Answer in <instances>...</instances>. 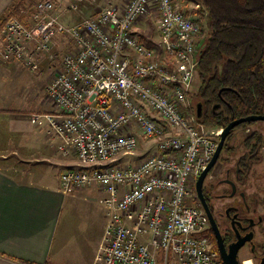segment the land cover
I'll return each mask as SVG.
<instances>
[{"label": "built area", "instance_id": "1", "mask_svg": "<svg viewBox=\"0 0 264 264\" xmlns=\"http://www.w3.org/2000/svg\"><path fill=\"white\" fill-rule=\"evenodd\" d=\"M57 1L37 0L20 8L22 18H6L0 58L35 71L45 55L53 60L56 37L74 44L46 87L56 111L43 117L59 153L80 161L61 173V190L97 184L103 191L107 223L92 264H222L206 234L208 216L190 193L222 131L207 130L187 112L200 20L175 0L107 2L89 17L82 15L97 0H71L66 10L82 17L68 24ZM151 9L161 56L132 31ZM140 139L154 144L152 153L112 164Z\"/></svg>", "mask_w": 264, "mask_h": 264}, {"label": "crops", "instance_id": "2", "mask_svg": "<svg viewBox=\"0 0 264 264\" xmlns=\"http://www.w3.org/2000/svg\"><path fill=\"white\" fill-rule=\"evenodd\" d=\"M14 1L0 0V17L7 12ZM100 1L124 6L129 0ZM175 1L188 15H200L197 11L199 4L196 1ZM59 2L69 3L70 1L59 0ZM57 12L59 13V10ZM148 25L147 20L139 18L132 26V31L143 37L150 45V37L143 35ZM68 48L74 50V44L70 42ZM197 48L196 44V51ZM56 64L53 61L47 65V68H54ZM20 68L22 65L18 61L5 62L0 58V79L6 82ZM0 110L14 111V108L0 107ZM27 118H18L16 122L9 120L10 129L31 131L34 124ZM44 125L38 127L43 132V138L46 139L49 134L48 127ZM256 129L264 135V126ZM18 146L23 150L26 145ZM11 154H17L16 149L11 150ZM139 154L135 153L127 157V163L131 160L139 161ZM260 155V161L252 167L259 166L261 172L264 170V146L260 150ZM19 160L13 155L11 158L8 155L0 156V264H92L101 245L107 223L106 208L102 206L100 210L82 209V205L75 200L84 199L85 195L96 192L100 202L104 195L100 187L97 184H91L65 193L60 188L56 172L45 171L46 169L39 166L41 164H30L26 159ZM77 165V163L69 162L63 166L69 169ZM27 174L32 175V178L20 177Z\"/></svg>", "mask_w": 264, "mask_h": 264}, {"label": "rangeland", "instance_id": "3", "mask_svg": "<svg viewBox=\"0 0 264 264\" xmlns=\"http://www.w3.org/2000/svg\"><path fill=\"white\" fill-rule=\"evenodd\" d=\"M36 1L37 0H35V2ZM106 3L107 2L97 0L91 6L86 7L85 13L82 16L89 17L94 13L95 8L105 5ZM67 5L68 2L65 3L59 2V0L57 1L56 10H59L62 20L65 23H72L79 20L82 16L80 17V15H78L76 12L71 13L67 11ZM155 14L156 11L151 9L147 14L148 16L141 15L139 18H144L149 22L146 32H144L143 35L150 37V45L161 56L164 53L162 48V40L157 29V17ZM195 17H198L201 25L200 32L196 36V42H200L196 43L198 48L193 56L194 61L196 62L198 57L197 53L200 49L199 47H201V43L206 39L209 33V19L208 17L204 19L201 15ZM56 38V44L54 43L50 50V52L53 54V60H49L47 55H45L38 70H29L22 65V68H20L19 71L14 72V76L8 79L10 81L7 80L6 82H3L0 79V107H6L9 109L14 108V111L0 110V156L8 155V157L11 158L13 155V157L17 158V160L20 159L19 161H21V159H26L30 164H41L39 166H42L43 169H46L45 171H50V173L53 171L56 172L60 182V175L66 170L63 165L69 162L77 163L79 165L80 161L74 154L64 156L59 153L57 149V139L51 132V129L46 122L47 120H45L43 117L45 114H50L54 112V110L56 111L55 104L51 101L46 93V87L59 69L62 55L68 51H71L68 48V45L70 42H72L71 39L64 37L63 35H60ZM53 61L57 63L56 67L47 68V65H50V63ZM198 86L199 79L197 73H195L186 95L188 105L187 112L189 114H191L189 111L190 106L195 110L198 102V98L195 96ZM34 114L40 116L35 122H32L31 117ZM26 117H28L27 119L29 122L34 124L32 125V129L30 127L31 131L22 132V130L10 129L11 127L9 120H15L16 122L18 121L16 119H25ZM44 124L46 127H48L47 133L49 134L46 136V139L43 138V132H41L38 127ZM262 126H264V121H255L247 127H240L236 129L229 140V145L233 147V151L230 153L228 151L220 153L218 161L213 166L211 172L206 176L204 181V183L207 185L211 182L220 181L218 191L221 193H227L228 196L230 193L232 196V199L228 200V202L239 205L241 210L249 211L248 216L253 220V243L258 245L264 243V220H262V216L264 215V170L260 172L258 168L259 166H256L257 168L253 166L249 176L247 175L245 180H237L236 161L238 157L245 151L242 145L243 138L251 131H258L256 128ZM206 129L209 131L216 130V128ZM211 137L215 138L213 136ZM23 144L26 146L22 150L18 145ZM43 145H45V147H43ZM13 149H16L17 154H11V150ZM42 149H44V151ZM153 149L154 144L152 142H149L148 139H140L134 152L118 155L112 164L124 165L128 161L127 157H130L135 153H140L139 159L141 160L143 157H146L152 153ZM121 156H123V158H121ZM137 162H133L131 160L127 164H134ZM78 165L77 167H73L78 168ZM31 176L32 175L29 174L24 176L20 175V177L23 179H31ZM230 184L234 186L233 190L231 189ZM190 193L193 196V187H191ZM85 196L86 197L84 199L75 200L78 204L82 205V209H101L103 205H101L99 202V196H97L96 192ZM193 202V204H195V201ZM219 204L221 203L219 202ZM237 258L240 264H244L245 260L250 261V264H255L253 258L251 257L250 247L248 244L239 250Z\"/></svg>", "mask_w": 264, "mask_h": 264}, {"label": "trees", "instance_id": "4", "mask_svg": "<svg viewBox=\"0 0 264 264\" xmlns=\"http://www.w3.org/2000/svg\"><path fill=\"white\" fill-rule=\"evenodd\" d=\"M198 13L208 17L209 33L199 47L195 73L199 79L198 102L189 111L206 128H223L231 120L264 114V0H194ZM35 0H15L0 17V26L20 8L30 10ZM145 44L146 41L140 37ZM200 41H197V43ZM187 95V93H186ZM244 122L234 127L220 153L233 151L229 140ZM219 140V137H217ZM245 151L236 161L239 180H245L252 165L260 161L264 135L251 131L242 140ZM218 161V160H217ZM264 215L262 216V219ZM264 220V219H263ZM211 246L218 251L214 239ZM264 256V243L251 253L255 264Z\"/></svg>", "mask_w": 264, "mask_h": 264}, {"label": "flooded vegetation", "instance_id": "5", "mask_svg": "<svg viewBox=\"0 0 264 264\" xmlns=\"http://www.w3.org/2000/svg\"><path fill=\"white\" fill-rule=\"evenodd\" d=\"M211 170L209 171V173L211 172ZM236 179L239 180L237 172H236ZM219 182L220 181L211 182L208 185L203 182L202 194H203V199L208 205L212 213V216L215 220V223L218 227L222 242L225 248L228 249L229 245L234 243L237 240V234H236L235 229L239 231L241 237L245 236L250 231L253 232V222H252L253 220L250 219V217L248 216L249 211L241 210L239 205L228 202V200L232 199V196L230 195V193L228 196L227 193H221L220 191H218L219 185H220ZM230 186H231V189L233 190L234 186L232 184H230ZM193 192H194L193 198H194L195 203H198L199 205H201L200 204L201 200L198 197V194L195 190V183L193 186ZM219 202L221 204H219ZM206 234H207L209 242L211 243V239H214L216 246H217L216 235L211 228L209 219H208V227L206 230ZM253 238H254V232H253ZM253 238L252 240L247 241L242 246L244 247L246 244H248L250 247V253L255 251L256 244L253 243Z\"/></svg>", "mask_w": 264, "mask_h": 264}, {"label": "water", "instance_id": "6", "mask_svg": "<svg viewBox=\"0 0 264 264\" xmlns=\"http://www.w3.org/2000/svg\"><path fill=\"white\" fill-rule=\"evenodd\" d=\"M255 121H264V114L263 115H248L246 117L236 118V119L231 120L225 127H223L222 131L219 135V140H218V143L216 145V149H215V152H214L212 158L210 159V161L208 162L206 167L200 172V174L198 175V177L196 178V181H195V190L198 194V197L201 200L200 204H201L202 208L204 209L206 215L208 216V219H209L210 224H211V228L216 235L217 249H218V253H219L222 264H240L238 261V258H237L238 251L247 241L252 240L253 232L250 231L245 236L241 237L239 231L237 229H235L236 234H237V240L234 243L230 244L228 249H226L223 242H222L218 227L215 223V220L212 216V213H211L208 205L206 204V202L203 199L202 186H203V182H204L206 176L208 175L209 171L216 164L218 157L220 155V152L224 146L225 139L228 136V134L230 133V131L234 127H236L237 125H239L241 123L255 122ZM233 189H234V187H233ZM259 264H264V256L261 257Z\"/></svg>", "mask_w": 264, "mask_h": 264}, {"label": "bare ground", "instance_id": "7", "mask_svg": "<svg viewBox=\"0 0 264 264\" xmlns=\"http://www.w3.org/2000/svg\"><path fill=\"white\" fill-rule=\"evenodd\" d=\"M244 264H250V261L245 260Z\"/></svg>", "mask_w": 264, "mask_h": 264}]
</instances>
